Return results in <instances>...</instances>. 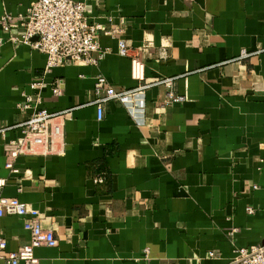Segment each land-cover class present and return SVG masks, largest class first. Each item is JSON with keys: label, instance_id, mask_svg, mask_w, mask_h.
Returning a JSON list of instances; mask_svg holds the SVG:
<instances>
[{"label": "crops", "instance_id": "crops-1", "mask_svg": "<svg viewBox=\"0 0 264 264\" xmlns=\"http://www.w3.org/2000/svg\"><path fill=\"white\" fill-rule=\"evenodd\" d=\"M33 1L0 0V15H23ZM86 1L90 23L123 19L122 32L97 35L105 53L96 65L44 74L46 55L10 39L19 24L0 25L1 125L27 116L17 103L35 97L29 84L40 78V107L64 111L56 151L20 155L17 174L3 144L20 130L0 135L2 195L36 209L56 238L35 248L36 264H229L234 248L264 244V0ZM119 38L147 83L172 79L144 89L141 121L117 101L98 120L91 102L99 75L116 90L138 85ZM169 90L184 99L166 103ZM0 231L8 251L29 238L18 215L3 216Z\"/></svg>", "mask_w": 264, "mask_h": 264}, {"label": "built area", "instance_id": "built-area-1", "mask_svg": "<svg viewBox=\"0 0 264 264\" xmlns=\"http://www.w3.org/2000/svg\"><path fill=\"white\" fill-rule=\"evenodd\" d=\"M86 0H34L27 8L25 14L13 16L7 12L0 15V25L5 31L13 22L21 27L20 35L10 37L13 41L22 42L46 55L44 74L49 73L54 67L68 62L96 65L103 57L102 49L96 39L99 34L114 35L123 31V19L120 24L106 28L101 23H90L86 16ZM108 22H111L109 17ZM93 53L96 56H93ZM117 54L128 57L130 63V76L138 82L131 89H114L105 77L99 75L93 84V93L96 98L91 101L96 107V117L101 119L103 104L107 101L121 103L130 115L141 121L143 112L144 89L153 84L172 85V79L163 78L147 83L145 81V66L134 49L128 47L122 38L117 41ZM246 53L242 52V55ZM62 81L57 79L50 83L54 96L61 94ZM45 82L42 78L32 81L30 89L36 93H23V100L17 103L19 110H28L27 116L15 125L3 126L0 123V135L13 128L20 130V135L7 139L3 144L5 167L12 174L19 173L16 160L20 155L40 153H53L60 144L63 135L62 124L55 121L64 113L50 112L40 107V89ZM184 99L181 95H173L169 90L166 93V103L179 102ZM95 183L104 181L102 174H96ZM8 179L0 177V219L5 215H18L23 218V227L28 231V241L19 246L15 251L6 249V241L0 231V260L5 264H36L38 259L34 254L39 246H52L56 238L52 230L41 225L38 211L30 205L20 202L15 198L2 195ZM252 188H257L252 185ZM20 190V187H18ZM248 213H253L251 207L246 208ZM212 256L213 253H208ZM229 264H264V244H254L236 247Z\"/></svg>", "mask_w": 264, "mask_h": 264}]
</instances>
